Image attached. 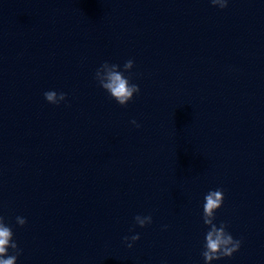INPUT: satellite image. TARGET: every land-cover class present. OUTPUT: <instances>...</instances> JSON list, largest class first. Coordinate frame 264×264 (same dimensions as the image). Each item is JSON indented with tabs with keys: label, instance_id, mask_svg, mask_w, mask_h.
<instances>
[{
	"label": "water",
	"instance_id": "water-1",
	"mask_svg": "<svg viewBox=\"0 0 264 264\" xmlns=\"http://www.w3.org/2000/svg\"><path fill=\"white\" fill-rule=\"evenodd\" d=\"M106 60L140 86L127 106L95 78ZM217 188L214 223L243 244L214 264H264V0H0V215L18 264H206Z\"/></svg>",
	"mask_w": 264,
	"mask_h": 264
},
{
	"label": "clouds",
	"instance_id": "clouds-1",
	"mask_svg": "<svg viewBox=\"0 0 264 264\" xmlns=\"http://www.w3.org/2000/svg\"><path fill=\"white\" fill-rule=\"evenodd\" d=\"M211 3L221 9L229 6V0H211ZM134 65L135 61L128 59L123 64V69H131ZM95 78L99 85L122 106H127L141 92L139 84L129 80L119 63L104 61L96 71ZM44 95L48 102L55 105H60L67 100V93L58 92L55 89L45 91ZM132 124L137 128L141 127L140 122L135 119L132 120ZM224 201L225 194L222 188L210 189L204 197V220L209 225L202 251L206 264H214V262L233 257L241 250L243 244V240L234 237L225 223H221L220 226L214 223V218L223 207ZM16 220L21 226L27 224V219L23 216H17ZM135 220L141 227H146L153 222V217L151 214H137ZM164 227L167 228L168 226L164 225ZM140 238L139 233H134L125 236L124 240L127 246L132 248ZM21 253L22 250L15 240L13 227L3 215H0V264H18Z\"/></svg>",
	"mask_w": 264,
	"mask_h": 264
}]
</instances>
